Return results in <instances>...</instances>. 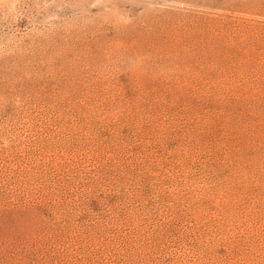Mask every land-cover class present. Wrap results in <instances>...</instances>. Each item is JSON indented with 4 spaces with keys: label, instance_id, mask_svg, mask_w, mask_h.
Listing matches in <instances>:
<instances>
[{
    "label": "rangeland",
    "instance_id": "obj_1",
    "mask_svg": "<svg viewBox=\"0 0 264 264\" xmlns=\"http://www.w3.org/2000/svg\"><path fill=\"white\" fill-rule=\"evenodd\" d=\"M0 264H264V0H0Z\"/></svg>",
    "mask_w": 264,
    "mask_h": 264
}]
</instances>
